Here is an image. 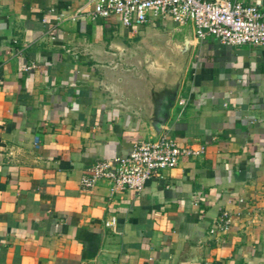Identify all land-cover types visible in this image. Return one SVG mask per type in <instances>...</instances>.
<instances>
[{"label": "crops", "instance_id": "0c3cea01", "mask_svg": "<svg viewBox=\"0 0 264 264\" xmlns=\"http://www.w3.org/2000/svg\"><path fill=\"white\" fill-rule=\"evenodd\" d=\"M94 2L0 0V264H264V48ZM164 134L207 151L141 193L82 187Z\"/></svg>", "mask_w": 264, "mask_h": 264}, {"label": "built area", "instance_id": "2783aa9c", "mask_svg": "<svg viewBox=\"0 0 264 264\" xmlns=\"http://www.w3.org/2000/svg\"><path fill=\"white\" fill-rule=\"evenodd\" d=\"M93 19L120 18L127 28L142 27L153 20L173 21L183 27L192 22L199 40L210 36L230 46L251 45L264 48V7L245 0H95ZM206 145L180 144L169 134L156 141L139 140L125 157L103 159L91 165L81 179L85 190H92L103 180L113 190L143 192L152 179H164L167 170L178 166L184 157H199ZM117 219L106 222L114 227ZM230 220L221 219L210 233L222 234Z\"/></svg>", "mask_w": 264, "mask_h": 264}, {"label": "rangeland", "instance_id": "374dc122", "mask_svg": "<svg viewBox=\"0 0 264 264\" xmlns=\"http://www.w3.org/2000/svg\"><path fill=\"white\" fill-rule=\"evenodd\" d=\"M183 62H184V60H179V67L183 66ZM160 68L161 69L163 68V64L162 63L160 64ZM180 68H177V75L182 76L181 74H178V73H183V71H180ZM176 77H178V76H176Z\"/></svg>", "mask_w": 264, "mask_h": 264}]
</instances>
